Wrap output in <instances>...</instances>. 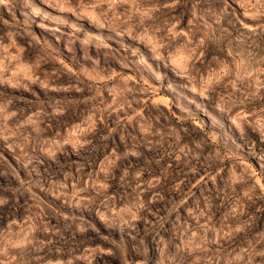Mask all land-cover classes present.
I'll list each match as a JSON object with an SVG mask.
<instances>
[{
	"label": "rangeland",
	"instance_id": "rangeland-1",
	"mask_svg": "<svg viewBox=\"0 0 264 264\" xmlns=\"http://www.w3.org/2000/svg\"><path fill=\"white\" fill-rule=\"evenodd\" d=\"M0 264H264V0H0Z\"/></svg>",
	"mask_w": 264,
	"mask_h": 264
}]
</instances>
